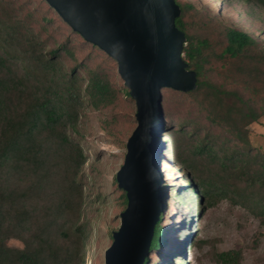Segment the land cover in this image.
Segmentation results:
<instances>
[{
  "label": "trees",
  "instance_id": "trees-1",
  "mask_svg": "<svg viewBox=\"0 0 264 264\" xmlns=\"http://www.w3.org/2000/svg\"><path fill=\"white\" fill-rule=\"evenodd\" d=\"M244 1L264 10V0ZM176 4L181 13L175 26L186 38L182 58L196 73L197 82L193 91L175 92L196 102L208 125L176 120V129L165 130L164 137L174 144V160L186 171L183 190L171 197L185 201L183 194L190 193L202 208L203 196L204 205H211L212 191L214 197L231 194L264 221V151L252 144L248 133V127L264 117V43L232 26L223 29L215 50L209 39L192 31L194 18L185 19L193 7ZM41 21L39 25L30 13L23 15L18 3L0 0V264H72L78 256L82 261L86 237L85 225L79 222L84 194L78 173L86 156L67 131H77L84 107L98 110L116 99L107 71L89 66L91 57L77 61L72 43L81 41L116 62L68 25L75 38L54 41L49 48L48 36L43 34L49 31L50 21L45 16ZM64 57L74 64H64ZM213 64L217 72L209 66ZM234 82L240 88L231 87ZM121 91L130 97L126 87ZM55 157L61 160L63 185L44 208L43 216L36 218L34 199L28 194L39 190ZM200 159L215 168L214 178L197 174L193 162ZM120 191L123 211L127 200ZM164 215L160 214L155 225L144 264L181 261L183 249L192 244L189 217L181 227L178 222L173 227ZM173 231L177 238L172 239ZM9 238L21 240L23 248L9 247ZM69 241L74 245H68ZM240 258V252L233 250L216 256L220 264H238Z\"/></svg>",
  "mask_w": 264,
  "mask_h": 264
},
{
  "label": "rangeland",
  "instance_id": "rangeland-1",
  "mask_svg": "<svg viewBox=\"0 0 264 264\" xmlns=\"http://www.w3.org/2000/svg\"><path fill=\"white\" fill-rule=\"evenodd\" d=\"M12 1L22 8L23 15L30 13L36 24L42 25V16L48 18L49 31L43 34V37L48 36L46 40L50 42L49 48H52L54 41L61 43L67 38L71 40L75 38L69 33V27L41 0ZM176 2L193 7V10L186 12L185 19L194 18L195 25L191 27L192 31L200 37L209 39L215 50L218 49L216 40L221 36L223 29L232 26L248 32L264 43V10L254 4L244 0H176ZM72 46L77 61L91 57L88 60L89 66L104 68L109 82L116 89V99L111 105L98 110L84 107L80 113L77 131H67L69 137L75 140L86 156L85 163L78 173L84 194L79 222L85 225L86 238L82 261L78 256L72 264H104V252L112 243V232L120 225L121 191L117 187L115 174L123 163L126 141L136 127V108L134 101L130 97H125L121 91L125 87L114 62L81 41H74ZM63 62L68 66L74 64L69 57H64ZM209 66L216 68L214 72H217L218 67L215 64ZM210 75L217 80L214 73ZM235 83L231 87L240 88ZM203 114L196 102L189 97L168 89L162 93V129L158 140L160 151L156 159V168L164 220L173 227L178 224L181 227L183 225L181 222H184L185 217H189L188 230L192 231V244L186 245L182 251L181 261L184 260L185 264H220L216 260L217 254L231 250L240 252L238 264H264V221L247 207L233 200L231 194L214 197L215 191H212L211 205L209 207L204 205L203 196L202 208L198 207L197 200L192 199L190 193L183 194L185 201L181 199L176 201L171 197L172 194L183 190L186 171L174 160L171 153L174 144L172 140L164 137V132L168 128L176 129L177 125L174 123L176 120L190 119L192 122H200L207 126ZM248 133L252 144L264 151V117L257 123H252L248 127ZM60 161L57 157L51 158L44 175L46 179L41 182L39 190L28 194L30 200L34 199L35 205L32 207L35 209L36 218L43 216L44 208L56 198L58 190L63 185ZM193 164L198 169L197 174L202 178L215 177L216 170L207 160L200 159ZM66 226L69 227V224ZM54 228L56 226L52 227V230ZM173 232L172 239L177 238L176 231ZM28 236V233L24 235L25 238ZM6 244L13 248L24 246V243L16 238L7 239ZM72 244L74 245L69 241L68 245ZM181 261L173 259L171 264H180ZM165 262H168L167 258Z\"/></svg>",
  "mask_w": 264,
  "mask_h": 264
},
{
  "label": "water",
  "instance_id": "water-1",
  "mask_svg": "<svg viewBox=\"0 0 264 264\" xmlns=\"http://www.w3.org/2000/svg\"><path fill=\"white\" fill-rule=\"evenodd\" d=\"M83 40L116 62L134 101L136 127L115 174L127 204L104 252V264H144L163 211L156 159L162 90L187 93L197 77L183 60L185 35L175 26L174 0H44Z\"/></svg>",
  "mask_w": 264,
  "mask_h": 264
}]
</instances>
